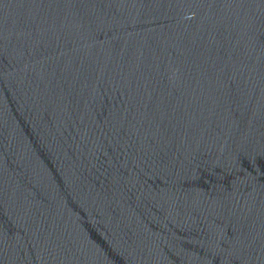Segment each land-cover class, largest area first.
<instances>
[{
	"label": "water",
	"instance_id": "water-1",
	"mask_svg": "<svg viewBox=\"0 0 264 264\" xmlns=\"http://www.w3.org/2000/svg\"><path fill=\"white\" fill-rule=\"evenodd\" d=\"M0 264H264V0H0Z\"/></svg>",
	"mask_w": 264,
	"mask_h": 264
}]
</instances>
